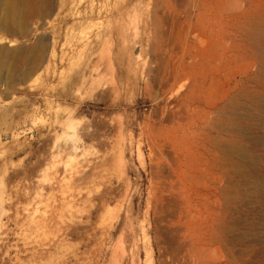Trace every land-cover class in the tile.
Segmentation results:
<instances>
[{"label":"rangeland","instance_id":"obj_1","mask_svg":"<svg viewBox=\"0 0 264 264\" xmlns=\"http://www.w3.org/2000/svg\"><path fill=\"white\" fill-rule=\"evenodd\" d=\"M30 13L21 34L0 9V264H196L168 242L199 217L189 207L213 220L222 264H264V0H50ZM186 50L194 68L168 92L158 59Z\"/></svg>","mask_w":264,"mask_h":264},{"label":"bare ground","instance_id":"obj_2","mask_svg":"<svg viewBox=\"0 0 264 264\" xmlns=\"http://www.w3.org/2000/svg\"><path fill=\"white\" fill-rule=\"evenodd\" d=\"M182 1V0H181ZM242 1H244V0H242ZM53 3H55V2H53ZM240 3V2H239ZM245 3H246V1H245ZM244 2H242L241 4H245ZM32 4H33V1H32ZM33 5H35V7H34V9L32 8V6ZM33 5H31L30 4V6L31 7H29L28 6V2H27V0H0V9H1V12H2V18H1V20L3 21V23H4V26H5V28H13V26H17L18 28H19V32H21V34L23 33V31H24V29H25V26H26V15H28V13H30V14H32V13H35V12H38V13H45L47 10H48V6L50 5V0H40V2H38V4L36 3V4H33ZM195 5V4H194ZM247 6V3H246V5H245V7ZM53 7V6H52ZM92 7V6H91ZM180 7V6H179ZM244 7V8H245ZM51 8V7H50ZM201 8V7H200ZM240 9H242V8H240ZM178 10V9H177ZM248 10V9H247ZM44 15V14H43ZM177 15V14H176ZM187 16H189V15H187ZM236 18H237V16H236ZM175 19V18H174ZM191 19V18H190ZM189 19V20H190ZM188 20V19H187ZM156 21L158 22V20L156 19ZM171 21V20H170ZM178 22V21H177ZM2 23V22H1ZM2 23V24H3ZM156 23V22H155ZM168 23V22H167ZM170 23V22H169ZM173 23V22H172ZM187 23H189V21H187ZM109 24V23H108ZM176 24V23H175ZM154 25V24H153ZM159 26H160V24H158ZM157 25V26H158ZM177 25V24H176ZM183 25V24H182ZM164 26V25H163ZM162 26V28H164ZM172 26V25H171ZM170 26V27H171ZM183 27V26H182ZM154 28H156V27H154ZM161 28V27H160ZM168 28V27H167ZM198 28V27H197ZM165 29V28H164ZM164 29L162 30V31H164ZM175 29V28H174ZM182 29V28H181ZM9 30V29H8ZM11 30V29H10ZM154 30V29H153ZM197 30H199V29H197ZM110 31V25L105 29V31H103V33H105V34H107V32H109ZM155 32H156V30H154ZM159 32H160V29L158 30ZM157 31V32H158ZM166 31V30H165ZM164 31V32H165ZM168 31H171V30H168ZM174 31H176V29L174 30ZM211 31V30H210ZM154 32V33H155ZM12 33V32H11ZM171 33V32H170ZM172 33H173V31H172ZM183 33V32H182ZM201 33V32H200ZM210 34V33H209ZM154 35V34H153ZM161 35V34H160ZM168 35V34H167ZM179 35V34H178ZM180 35H181V32H180ZM165 36V35H164ZM168 36H170V34L168 35ZM167 36V37H168ZM158 37V36H157ZM162 37H163V35H162ZM162 37H160V38H162ZM172 37H173V34H172ZM171 37V38H172ZM155 38V37H154ZM153 38V39H154ZM166 38V37H165ZM164 38V39H165ZM170 37H168V38H166L167 40L169 39ZM194 38V37H193ZM159 39V38H158ZM156 40V39H155ZM172 40H173V38H172ZM184 40V39H183ZM183 40H181L180 39V41H178V42H180V44H181V41H183ZM162 41H165V40H162ZM161 41V43H163ZM168 41H170V39L168 40ZM194 41V40H193ZM155 42V41H154ZM158 42V41H157ZM159 44H160V42H158ZM166 43L170 46V43H171V41H170V43L169 42H167L166 41ZM165 43V44H166ZM200 43H203V42H200ZM222 43H224V41L222 42ZM150 44V43H149ZM173 44H174V42H173ZM175 44H176V41H175ZM179 44V43H178ZM190 44H192V42L190 43ZM189 44V45H190ZM217 44V43H216ZM162 45V44H161ZM160 45V46H161ZM149 46H151V45H149ZM164 46V44L162 45V47ZM166 47H167V45H165ZM176 46V45H175ZM206 46H208V45H206ZM171 47V46H170ZM178 48L180 47L179 45L177 46ZM177 47H174L175 49L177 48ZM196 47V46H195ZM220 47V46H219ZM149 48V47H148ZM164 48V47H163ZM173 48V50H175ZM178 48H177V50H178ZM201 48V47H200ZM188 49H190V48H188ZM207 49V48H206ZM219 49V48H218ZM139 50V49H138ZM163 50V49H162ZM177 50H175L176 51V53L175 54H173V57H174V55H176L177 54ZM201 50V49H200ZM151 51V50H150ZM161 51V50H160ZM170 51V50H169ZM179 51V50H178ZM187 51H189V50H186V52ZM206 51V50H205ZM204 51V52H205ZM153 52H155V51H153ZM163 52V51H162ZM161 52V53H162ZM171 52V51H170ZM185 52V54L181 57V59H180V61H178V63L176 64V63H172L173 65L174 64H176V65H171L170 63V65L169 64H167L166 62H164V61H166L165 59H164V61H163V57L165 58V55L162 53V55H160V56H163L161 59L159 58L158 60H161L160 61V63H158L159 65H157L158 67H159V69L158 68H156L157 70H159L158 72H157V74L160 72L161 74H162V72L165 74L166 73V75L165 76H167V78H166V86L168 87V92H169V90H171L173 87H175L179 82H181L182 81V79L185 77V73H186V71L187 70H192L193 68H194V65H193V62H194V60H195V58H193V56H190V52L188 53H186ZM207 52V51H206ZM205 52V53H206ZM138 54H139V52H137ZM161 53H159V54H161ZM172 53H174L173 51H172ZM179 53V52H178ZM157 54H158V52H157ZM158 54V55H159ZM3 55V54H2ZM37 55V54H36ZM179 55V54H178ZM177 55V56H178ZM185 55H187V57H191V63L188 65V66H185L184 65V62H185V58H186V56ZM196 55V54H195ZM194 55V56H195ZM205 55V54H204ZM206 55H207V53H206ZM232 55V54H231ZM222 56V55H221ZM167 58V57H166ZM175 58V57H174ZM173 58V59H174ZM232 58V57H231ZM222 59V58H221ZM225 59V58H224ZM172 59H170L169 61H171ZM163 61V62H162ZM148 65V64H147ZM150 65H148V68L150 69L149 71H151V68L149 67ZM2 68V66L0 65V69ZM147 67L145 68V69H148ZM144 70V69H143ZM148 71V72H149ZM152 71H155V70H153L152 69ZM155 74H156V71L154 72ZM153 73V74H154ZM149 74H151V72H149ZM156 74V75H157ZM143 75V74H142ZM155 75V76H156ZM187 75V74H186ZM158 76H159V74H158ZM158 76H156V77H154L155 79H158L159 77ZM164 76V77H165ZM142 78V77H141ZM160 80V79H159ZM151 81H153V80H151ZM162 81H164V79L162 80ZM148 82V81H147ZM154 82V83H153ZM152 83L153 84H155V80L153 81ZM158 82V84L160 83L159 81H157ZM165 82H163L162 84H164ZM185 83H187V82H185ZM147 84V83H146ZM191 92H193L194 90L196 91L197 90V87H196V84H195V82L194 81H192L191 83ZM149 85V84H148ZM183 85V84H182ZM181 85V86H182ZM189 85V84H188ZM187 84H185V87L186 86H188ZM166 86H165V88H166ZM150 87V86H149ZM152 87H154V86H152ZM162 87H163V85H162ZM161 87V88H162ZM148 88V87H147ZM156 88V87H155ZM164 88V87H163ZM162 88V89H163ZM164 88V89H165ZM186 88H188V87H186ZM182 89V88H181ZM179 91V90H178ZM151 94V93H150ZM154 95V94H153ZM160 95V94H159ZM177 97H179V96H177ZM158 98H159V96H158ZM176 98V97H175ZM191 98L193 99L194 97H193V93L191 94V96L189 95V100L187 101L188 103H187V106L189 105V103H190V100H191ZM168 99H169V97H168ZM167 99V100H168ZM171 99H172V97H171ZM155 100V99H154ZM181 101V100H180ZM164 103V102H163ZM169 104H171L170 103V101H169ZM174 104V103H173ZM177 104V103H176ZM162 105V104H161ZM159 106V105H158ZM165 107V106H164ZM175 107H176V105H175ZM158 109V108H157ZM165 109H167V108H165ZM163 111V110H162ZM183 111H184V108H183ZM182 111V112H183ZM185 112V111H184ZM154 113V112H153ZM177 113V112H176ZM197 113V112H196ZM168 114H170V112L168 113ZM178 114V113H177ZM180 114V113H179ZM183 114V113H182ZM204 114V113H203ZM166 115H167V113H166ZM184 115H186V114H184ZM211 115V114H210ZM208 116H209V113H208ZM169 117V116H168ZM173 117V116H172ZM175 117V116H174ZM203 117V116H202ZM205 117V116H204ZM153 118V117H152ZM158 118V117H157ZM166 119V118H165ZM172 119V118H171ZM181 119H183L184 120V118H180L179 120H181ZM173 120V119H172ZM200 120V119H199ZM158 121V120H157ZM205 121V120H204ZM161 122V121H160ZM159 122V123H160ZM166 122V121H165ZM172 123V122H171ZM174 126V125H173ZM191 128V127H190ZM208 129V128H207ZM204 132V131H203ZM168 135V134H167ZM184 135V134H183ZM197 135V134H196ZM174 137H176V136H174ZM189 137V136H188ZM197 137V136H196ZM200 137V136H199ZM165 138H166V136H165ZM176 138H178V137H176ZM183 138V137H182ZM171 139V138H170ZM184 139V138H183ZM195 139V138H194ZM216 139H218V138H216ZM202 141V140H201ZM214 142V141H213ZM150 144V143H149ZM182 144V143H181ZM180 144V145H181ZM166 145V144H165ZM170 145V144H169ZM184 145V144H183ZM205 145V144H204ZM167 147H169V146H167ZM166 147V148H167ZM176 147V146H175ZM211 147V146H210ZM177 150V149H176ZM187 150V149H186ZM155 151H156V149H155ZM177 151H179V150H177ZM180 151H182V150H180ZM179 151V152H180ZM188 151V150H187ZM186 152V151H185ZM186 153H188V152H186ZM219 153V152H218ZM180 154H181V152H180ZM158 155H159V153H158ZM173 155V154H172ZM238 155V154H237ZM157 156V155H156ZM169 156H170V153H169ZM185 156V155H184ZM186 156H188V155H186ZM167 157V156H166ZM176 157L177 158H174V159H178V174L181 176L182 175V169L183 168H185V169H187L188 168V162L187 163H182L181 161H180V156H177L176 155ZM161 158V157H160ZM173 158V157H172ZM189 158V157H188ZM188 158H186V159H188ZM192 158V157H191ZM244 158V157H243ZM186 159H184V160H186ZM200 159V158H199ZM231 160V159H230ZM172 161H173V159H172ZM176 161V160H175ZM194 161H196V160H194ZM193 161V162H194ZM174 162V161H173ZM206 162V161H205ZM191 163V162H190ZM173 165V164H172ZM191 165H193V164H191ZM197 165V164H196ZM206 165V164H205ZM174 166V165H173ZM165 167H166V165H165ZM175 167V166H174ZM177 168V167H176ZM200 169V168H199ZM161 170H163V172H167V171H164V169H161ZM167 170V169H166ZM177 171V170H176ZM185 171V170H184ZM196 171V170H195ZM185 172H187V171H185ZM184 172V173H185ZM190 172V171H189ZM202 172V171H201ZM205 172V171H204ZM203 172V173H204ZM193 174V173H192ZM206 174V173H205ZM39 175V174H38ZM48 175H49V173H48ZM52 175V174H51ZM168 175V174H167ZM171 175V174H170ZM199 175H201V174H199ZM50 176V175H49ZM185 176H186V174H185ZM189 176H190V174H189ZM167 177V176H166ZM171 177V176H170ZM187 177V176H186ZM196 177V176H195ZM198 177V176H197ZM205 177V176H204ZM212 177V176H211ZM168 178H169V175H168ZM173 178V177H172ZM172 178H170V179H172ZM221 178V177H220ZM165 179V178H164ZM176 179V178H175ZM175 179H173V181L175 180ZM189 178L187 177V179H185V180H188ZM194 178H192V180H193ZM159 180V179H158ZM196 180V179H195ZM166 181H168V179L166 180ZM165 181V182H166ZM189 181H190V179H189ZM201 181V180H200ZM60 182V181H59ZM185 182V181H184ZM191 182V181H190ZM201 182H203V181H201ZM218 182V181H217ZM223 182V181H222ZM61 183V182H60ZM197 183V182H196ZM50 184V183H49ZM175 185H176V187H177V184L176 183H174ZM183 184V183H182ZM186 184V183H185ZM192 184V183H191ZM191 184H190V187H191ZM203 184V183H202ZM217 184V183H216ZM223 184V183H222ZM221 184V185H222ZM33 185V184H32ZM42 185V184H41ZM163 185V184H162ZM161 185V186H162ZM166 185V184H165ZM169 185V184H168ZM174 185V186H175ZM184 185V184H183ZM204 185V184H203ZM167 186V185H166ZM173 186V185H172ZM172 187L173 189H175V191H177V189L179 190V187L176 189V187ZM170 187V186H169ZM64 188V187H63ZM206 188H208V187H206ZM173 189H172V191H173ZM183 189V188H182ZM184 190H185V188H184ZM162 191V190H161ZM166 191V190H165ZM186 191V190H185ZM193 191V190H192ZM164 192V191H163ZM199 193H201L200 191H198ZM217 192V191H216ZM159 193V192H158ZM177 193H178V191H177ZM176 193V194H177ZM196 193H197V191H196ZM163 194H169V191H168V189H167V191H166V193H163ZM174 194V193H173ZM180 194V193H179ZM198 194V193H197ZM2 195V194H1ZM191 195V194H190ZM189 194H188V196H190ZM195 195V194H194ZM207 195V194H206ZM161 196H162V194H161ZM163 196H166V195H163ZM170 196V195H169ZM171 196H172V194H171ZM174 196H177V195H174ZM182 196V195H181ZM186 196V195H185ZM192 196V195H191ZM166 197H168V196H166ZM166 197H163L164 199H162V200H165L166 201V203L168 202H170L171 201V199L172 198H170V200L169 201H167L168 199L166 198ZM173 197V196H172ZM178 197H179V195H178ZM178 197H175V198H173V199H178ZM187 197V196H186ZM167 200H166V199ZM180 198V197H179ZM189 198V197H188ZM208 198V197H207ZM206 198V199H207ZM2 199V198H1ZM173 199H172V202L173 203H175L177 206H178V204H180L181 205V203H179V200H178V203H176V202H174L173 201ZM176 199V200H177ZM181 199V198H180ZM184 199H185V197H184ZM190 199V198H189ZM200 199V198H199ZM202 199V198H201ZM203 199H205V198H203ZM209 199V198H208ZM207 199V200H208ZM3 200V199H2ZM186 200V199H185ZM193 200H195V199H193ZM214 200V199H213ZM215 201H216V199H215ZM205 202H206V200H205ZM171 203V202H170ZM210 203V202H209ZM212 203V202H211ZM50 204V203H49ZM196 204H198V205H204V203H202L201 202V200L199 201V202H196ZM166 205H168V204H166ZM171 205V204H170ZM169 205V206H170ZM179 205V206H180ZM183 205V204H182ZM173 205H171V207H172ZM179 206H178V208H179ZM211 206V205H210ZM218 206V205H217ZM216 206V207H217ZM168 207V206H167ZM175 207V206H174ZM208 207V206H207ZM173 208V207H172ZM177 208V212L179 211V209ZM180 208H181V206H180ZM183 208V207H182ZM181 208V209H182ZM185 208H186V206H185ZM209 208V207H208ZM168 209V208H167ZM169 209H170V207H169ZM175 208H173L172 210H174ZM184 209V208H183ZM182 209V210H183ZM207 209V208H206ZM186 210V209H185ZM174 211H176V209L174 210ZM203 210H201V212H202ZM207 211H209V209L207 210ZM153 212V211H152ZM162 212V211H161ZM176 212V213H177ZM187 214H191V213H197L198 215H199V217L198 218H196L195 216H193L192 215V217L190 216L189 217V225H187V228L185 229H183V228H179V232L178 233H181L182 232V230H183V234L181 235V241L179 242L178 240H180V238L177 236L178 235V233L176 234V232H174V228L172 229L171 228V231L172 232H174L175 233V235L176 236H172L171 234H173L172 232H169V233H171L170 234V239H172V242L171 241H168L169 243H175V245H176V247L175 246H173L172 248L174 249V250H177L178 251V256L179 255H182L183 257H189V258H194L195 259V262H196V264H222V261H221V258L219 257V256H216V254H215V252L217 251V249L218 248H216L215 247V245H217L218 244V241L216 240V239H218L219 240V238H216V239H214V237H213V234L212 235H210L209 234V232H210V230H211V226H212V221H211V219H210V216L208 215V214H206V215H201V214H199L200 213V211H198V209L197 208H195V209H192V208H190L189 207V209H187ZM212 212V211H211ZM214 212V211H213ZM172 213V212H171ZM173 213H175V212H173ZM215 213V212H214ZM220 212H218V215H220L219 214ZM165 215V214H164ZM215 215V214H214ZM224 215V214H223ZM189 215H187V217H188ZM216 216V215H215ZM219 217V216H218ZM220 217H221V215H220ZM175 218V217H174ZM196 218V219H195ZM213 219V218H212ZM164 220V219H163ZM165 221V220H164ZM214 221H216V220H214ZM161 222V221H160ZM180 222H182V221H180ZM168 223V222H167ZM183 223V222H182ZM217 223V222H216ZM219 224H220V222H219ZM159 225V224H158ZM214 225H215V223H214ZM217 225H218V223H217ZM186 226V225H185ZM221 226V225H220ZM168 227V226H167ZM169 228V227H168ZM177 228H178V226L176 227V229H175V231L177 230ZM213 228V227H212ZM213 229H215V228H213ZM185 230V231H184ZM240 230V229H239ZM167 231H170V230H167ZM216 231H218V230H216ZM164 233H166V230H165V232ZM168 233V232H167ZM168 233V234H169ZM217 234V233H216ZM165 236H168V238H169V235H166V234H164ZM180 235V234H179ZM218 235V234H217ZM216 235V237H218ZM163 237V236H162ZM178 238V239H176V238ZM167 239V238H166ZM258 240V239H257ZM253 242V241H252ZM260 244V243H259ZM172 245V244H171ZM170 246V245H169ZM244 246V245H243ZM175 247V248H174ZM170 248V247H169ZM257 249V248H256ZM170 250V249H169ZM173 250V251H174ZM219 250V249H218ZM255 250V249H254ZM251 251V250H250ZM259 251V250H258ZM238 252V251H237ZM256 252V251H255ZM249 254V253H248ZM262 254H263V252H262ZM250 255V254H249ZM176 256V255H175ZM248 256V255H247ZM254 256H256V255H254ZM253 256V257H254ZM226 257V256H225ZM229 257V256H228ZM180 258V257H179ZM256 258V257H255ZM175 259V258H174ZM178 259V258H177ZM179 260V259H178ZM180 262V261H179ZM251 263V262H250ZM191 264V263H190ZM195 264V263H194ZM224 264H228L227 262H225Z\"/></svg>","mask_w":264,"mask_h":264}]
</instances>
